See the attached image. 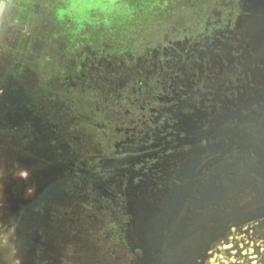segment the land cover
<instances>
[{"label": "rangeland", "instance_id": "1", "mask_svg": "<svg viewBox=\"0 0 264 264\" xmlns=\"http://www.w3.org/2000/svg\"><path fill=\"white\" fill-rule=\"evenodd\" d=\"M211 260L264 264V0H0V264Z\"/></svg>", "mask_w": 264, "mask_h": 264}, {"label": "flooded vegetation", "instance_id": "2", "mask_svg": "<svg viewBox=\"0 0 264 264\" xmlns=\"http://www.w3.org/2000/svg\"><path fill=\"white\" fill-rule=\"evenodd\" d=\"M23 3V2H22ZM145 2H140V6H143ZM137 5H139V3H136ZM146 6V5H145Z\"/></svg>", "mask_w": 264, "mask_h": 264}, {"label": "bare ground", "instance_id": "3", "mask_svg": "<svg viewBox=\"0 0 264 264\" xmlns=\"http://www.w3.org/2000/svg\"><path fill=\"white\" fill-rule=\"evenodd\" d=\"M208 264H212V260Z\"/></svg>", "mask_w": 264, "mask_h": 264}]
</instances>
